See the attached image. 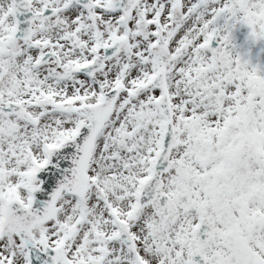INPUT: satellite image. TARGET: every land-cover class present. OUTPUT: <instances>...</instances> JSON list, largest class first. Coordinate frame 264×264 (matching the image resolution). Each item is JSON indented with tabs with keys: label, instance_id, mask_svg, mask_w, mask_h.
I'll return each mask as SVG.
<instances>
[{
	"label": "rangeland",
	"instance_id": "374dc122",
	"mask_svg": "<svg viewBox=\"0 0 264 264\" xmlns=\"http://www.w3.org/2000/svg\"><path fill=\"white\" fill-rule=\"evenodd\" d=\"M31 1L35 11L46 7L57 9V14L42 29L46 35H41V40L45 47L57 52L59 62L56 65L49 62L36 73L31 68V60L11 54L12 45L2 55L9 43L0 37V62L10 70L0 82V96L5 102L24 101L22 104L28 113L40 118L32 128L17 117L0 116V195L28 205L29 192L38 186L28 173L30 161L41 160L42 144H56L60 138L70 135L79 120L73 114L75 107L99 102L104 92H118L88 167L87 194L80 201L68 196L60 199L55 219L34 230L38 244L58 243L64 254L59 264H66V260L70 264L131 263L130 255L122 252L110 238L114 231L112 218H129L130 228L132 224L136 227L137 233H134L140 240L139 253L148 263L164 257L166 263L182 264L174 253L176 249H183L175 233L179 228L184 229L186 221H181L178 211L183 214L184 209L191 207L192 199L198 195L196 186L209 192V201L214 189L219 190V196L205 215L218 221L220 231L231 229L232 224L245 226L244 219L233 216L232 208L225 209L223 205L237 195L239 186L250 190L251 201L263 186L258 173L264 172V63L255 68L250 59L264 49V0H180L174 24L167 17L166 1L169 0H141L136 12L123 24L117 23L120 15L107 5L108 0H93L92 7L83 8L71 0ZM4 5L0 3V14L8 7L7 0ZM192 7L195 9L191 10ZM88 12L93 13V21L100 27L90 25ZM141 15L146 22L144 26L142 22L134 23ZM211 16H215L213 25L209 23ZM200 24L202 28L198 27ZM158 25L164 32L162 49L152 44ZM245 25L254 27L256 35L235 46L234 33ZM10 26V16L5 13L0 19V35ZM124 26L129 32L125 36ZM216 28L220 33L219 48L213 51L204 43ZM111 40L121 42L120 52L101 72L90 79L71 74L72 65L80 62L78 47L84 54L83 59L89 61L92 58L89 48L92 49L95 41L94 48L98 51L99 44ZM196 43L198 46L194 47ZM228 44L232 49L225 52ZM22 50L26 49L22 46ZM161 67L166 72L179 139L170 156L179 179L168 180L165 188L175 206L169 212L150 207L135 220L137 216L127 217L126 211L133 205L136 180L148 173L151 161L148 152L153 155L163 131V119L157 109L160 92L148 83ZM192 71L196 72L193 85ZM235 86L237 92H232ZM227 127L226 131L222 130ZM146 133L151 138L148 144L143 143ZM241 143L253 145L252 151L236 152ZM140 154L145 156L144 161H138ZM233 155L237 161L232 164ZM219 169L227 172L225 180L217 178L219 171H215ZM205 174L208 175L204 177ZM120 194L125 205L120 201ZM122 206L127 208L123 210ZM260 212L264 217V211L260 209ZM187 216L191 222L193 214L187 212ZM152 225L158 231L157 236H151ZM190 225L183 234V239L188 241L186 252L195 247L188 233ZM255 230H260V238L256 242L250 240L252 245L262 246L258 255L259 261H263L264 226ZM155 238L159 243L168 241L167 247L147 246ZM103 244L108 246V254L99 263V247ZM0 258L3 264H27L26 251L11 234L0 236ZM141 261L148 264L142 258Z\"/></svg>",
	"mask_w": 264,
	"mask_h": 264
},
{
	"label": "water",
	"instance_id": "95a60500",
	"mask_svg": "<svg viewBox=\"0 0 264 264\" xmlns=\"http://www.w3.org/2000/svg\"><path fill=\"white\" fill-rule=\"evenodd\" d=\"M96 132H97V127H92V131H91V134L89 135L91 141L89 143V146L87 148V153L86 155L88 156L89 152H90V149H91V145L93 143V140H94V137L96 135ZM55 162H58L60 164V166L62 167L63 166V160L61 157H55L52 159V161L48 164V166L44 169L41 170V172L38 174V176L42 179V181L44 182L43 184V189H44V192H45V198H50V197H53V199H55L60 191L63 189V188H66L69 192L71 193H76V190L72 187V186H76L74 184H72V186L70 184H64V183H60V182H53L50 180V174L48 173L49 171L52 172V165L53 163ZM85 162H86V159L84 160V165H83V169L84 170V166H85ZM85 184V179L84 177L78 181V185L77 186H84ZM35 208L32 207L29 209V211H34ZM50 218V215L49 216H44V217H33V219L31 220V222L29 223L28 225V232L27 234L25 235L22 231L12 227V226H7L5 228V230H8V231H15L17 232L19 235L22 236V239H26V236L29 235L30 233V229L40 223V222H44L46 220H48Z\"/></svg>",
	"mask_w": 264,
	"mask_h": 264
},
{
	"label": "flooded vegetation",
	"instance_id": "af4514ba",
	"mask_svg": "<svg viewBox=\"0 0 264 264\" xmlns=\"http://www.w3.org/2000/svg\"><path fill=\"white\" fill-rule=\"evenodd\" d=\"M235 235L237 237L241 236L240 232H238V231L235 232ZM208 244H204L202 246H199V248H198L199 252L198 253L205 260L206 264H221L222 260L220 259V256H219L220 251L218 250V245L210 248V247H208ZM226 248H227L228 252L230 253V255H232V258H233L234 253L227 246H226ZM233 263H235V262L231 261L229 264H233Z\"/></svg>",
	"mask_w": 264,
	"mask_h": 264
},
{
	"label": "bare ground",
	"instance_id": "6f19581e",
	"mask_svg": "<svg viewBox=\"0 0 264 264\" xmlns=\"http://www.w3.org/2000/svg\"><path fill=\"white\" fill-rule=\"evenodd\" d=\"M2 1V0H1ZM71 90H73V89H71ZM151 137H152V134H151ZM150 135H149V133H146V135H145V141L143 142L144 144L146 143V144H148L149 142H150ZM140 155H142V154H140ZM57 179H58V177H56Z\"/></svg>",
	"mask_w": 264,
	"mask_h": 264
}]
</instances>
